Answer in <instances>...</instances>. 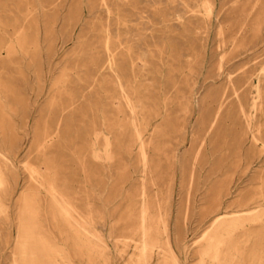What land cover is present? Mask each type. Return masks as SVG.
I'll list each match as a JSON object with an SVG mask.
<instances>
[{
    "label": "rangeland",
    "instance_id": "rangeland-1",
    "mask_svg": "<svg viewBox=\"0 0 264 264\" xmlns=\"http://www.w3.org/2000/svg\"><path fill=\"white\" fill-rule=\"evenodd\" d=\"M158 263L264 264V0H0V264Z\"/></svg>",
    "mask_w": 264,
    "mask_h": 264
},
{
    "label": "bare ground",
    "instance_id": "bare-ground-1",
    "mask_svg": "<svg viewBox=\"0 0 264 264\" xmlns=\"http://www.w3.org/2000/svg\"><path fill=\"white\" fill-rule=\"evenodd\" d=\"M32 173H34L33 171H32ZM38 177V176H37ZM54 195V194H53ZM58 196V195H57ZM57 200V199H56ZM62 200V199H61ZM59 202V201H58ZM66 205V204H65ZM65 205H63V206H65ZM65 207H69L68 205L67 206H65ZM69 211V210H68ZM66 212V211H65ZM66 214H67V212H66ZM143 227V226H142ZM147 246V245H146ZM143 254V253H142ZM164 256V255H163ZM168 258V257H167ZM159 264V263H158ZM176 264V263H175Z\"/></svg>",
    "mask_w": 264,
    "mask_h": 264
}]
</instances>
